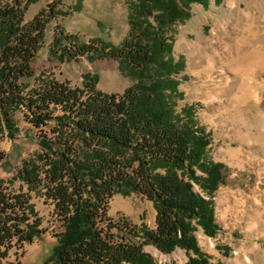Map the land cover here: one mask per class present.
<instances>
[{
  "label": "trees",
  "instance_id": "16d2710c",
  "mask_svg": "<svg viewBox=\"0 0 264 264\" xmlns=\"http://www.w3.org/2000/svg\"><path fill=\"white\" fill-rule=\"evenodd\" d=\"M151 3L158 1H140L130 18V35L119 46L96 40L65 49L63 54L76 58L101 53L102 58L117 60L124 76L138 80L123 95L99 91L98 77L91 76L84 77L83 88L43 81L26 91L23 80L33 74L45 25L40 18L22 25L18 1L0 6V141L6 135L16 139L15 112L23 111L40 133L43 149L36 160L22 162L19 176L27 183L28 193L53 200L55 211L66 216L65 231L44 264H155L143 245H153L164 254L181 248L196 256L191 255L188 264H208L198 246L195 225L209 237L216 236L219 226L212 197L226 184L230 169L208 160L209 140L195 129L193 119L184 122L174 116L166 101L163 90L174 83L167 78L175 65L168 57L171 47L159 38L152 41L157 33H151L152 27L143 22L152 16ZM157 7L172 22L189 17L169 8H174V1ZM153 65L158 79L151 78L150 85ZM39 157L47 167L44 177ZM5 158L0 155V160ZM195 184L208 198L195 191ZM124 186L126 194L136 193L153 202L155 229L144 231L110 218L109 203ZM26 198L17 196L21 208L29 204ZM6 218L0 216V241L13 234L9 221L23 220ZM141 232V245L126 238L128 234L138 238ZM33 238V232H27V239Z\"/></svg>",
  "mask_w": 264,
  "mask_h": 264
},
{
  "label": "rangeland",
  "instance_id": "374dc122",
  "mask_svg": "<svg viewBox=\"0 0 264 264\" xmlns=\"http://www.w3.org/2000/svg\"><path fill=\"white\" fill-rule=\"evenodd\" d=\"M16 1L22 5V25L29 26L38 18L45 25L32 63L33 74L23 80L26 91L40 87L43 81L83 88L86 76L98 77L97 89L106 94L123 95L137 84L136 78L124 76L117 60L102 58L101 53L76 58L63 54L65 49L96 40L122 44L130 35V18L141 0H0V4ZM157 1L151 3L152 16L143 22L152 27L151 33H157L152 41L159 38L171 47L168 57L175 69L167 81L174 83L163 90L166 101L174 116L184 122L193 119L195 129L209 140L208 160L230 169L226 184L212 197L219 231L211 238L195 225L198 246L208 264H264V70L256 62L264 59V0ZM170 1H174L170 9L189 16L185 21L172 22L157 7ZM256 34L262 36L258 42ZM253 63L257 64L252 67ZM151 78L158 79L153 70L150 85ZM15 120L19 135L13 140L6 135L0 141V155L6 157L0 160V184L28 196L29 208L46 232L54 209L40 195L28 193L27 183L19 176L22 162L36 160L42 153L40 133L27 122L23 111L15 112ZM37 162L43 165L44 177L46 164L40 157ZM195 191L208 198L200 185L195 184ZM125 192L126 186L110 201V218L144 231L155 229L153 202ZM55 225L59 228L60 223L55 220ZM26 227L35 237L34 226ZM126 238L134 244L144 243L142 232L138 238L129 234ZM53 239L51 234L36 236L38 246L30 249L22 264H44L57 244ZM143 251L155 264H188L193 256L181 248L164 254L153 245H143Z\"/></svg>",
  "mask_w": 264,
  "mask_h": 264
},
{
  "label": "built area",
  "instance_id": "2783aa9c",
  "mask_svg": "<svg viewBox=\"0 0 264 264\" xmlns=\"http://www.w3.org/2000/svg\"><path fill=\"white\" fill-rule=\"evenodd\" d=\"M18 195V193H13L11 191V187L0 184V216L4 220H7V216L23 217V220L18 221L19 223L14 221L8 222L7 226L12 228L13 234L11 238L6 239L5 241H0V264H22V262L29 255L30 249H32L35 245L38 246L35 241L36 236L38 237L40 235L45 236L46 234H51L52 239L54 237L56 240L62 233H64L66 228V216L59 215L55 212V203L53 200H48L46 197H43L42 199L43 202L51 204L54 209L52 218L53 221H50V225L45 232L43 230V226L38 224V216L30 210L29 204L24 208L19 206L17 202ZM55 220L60 223L58 226L59 228L55 225ZM27 225L34 226L37 232L36 236L31 241L27 239ZM16 226L21 230L20 232L14 228Z\"/></svg>",
  "mask_w": 264,
  "mask_h": 264
},
{
  "label": "bare ground",
  "instance_id": "6f19581e",
  "mask_svg": "<svg viewBox=\"0 0 264 264\" xmlns=\"http://www.w3.org/2000/svg\"><path fill=\"white\" fill-rule=\"evenodd\" d=\"M255 37H256V41H257V39L260 40L259 38H261L262 36H259V34H256ZM263 39H264V37H263ZM257 42H258V41H257ZM240 52H241V51H240ZM256 62L259 64V67H260L262 70H264V59H262V60L259 59L258 61L256 60ZM257 63H256V64H257ZM256 64L253 63V64H252V67L255 66ZM234 85H235V84H234ZM262 143H263L262 146L264 147V141H263ZM52 212H53V211H52Z\"/></svg>",
  "mask_w": 264,
  "mask_h": 264
},
{
  "label": "crops",
  "instance_id": "0c3cea01",
  "mask_svg": "<svg viewBox=\"0 0 264 264\" xmlns=\"http://www.w3.org/2000/svg\"><path fill=\"white\" fill-rule=\"evenodd\" d=\"M27 185V184H26ZM28 191V190H27Z\"/></svg>",
  "mask_w": 264,
  "mask_h": 264
}]
</instances>
